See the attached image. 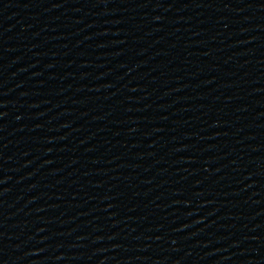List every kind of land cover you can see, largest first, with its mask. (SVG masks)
I'll return each mask as SVG.
<instances>
[{
    "label": "water",
    "instance_id": "95a60500",
    "mask_svg": "<svg viewBox=\"0 0 264 264\" xmlns=\"http://www.w3.org/2000/svg\"><path fill=\"white\" fill-rule=\"evenodd\" d=\"M0 221L14 264H264V0H0Z\"/></svg>",
    "mask_w": 264,
    "mask_h": 264
}]
</instances>
